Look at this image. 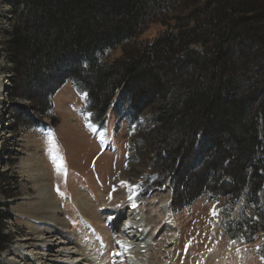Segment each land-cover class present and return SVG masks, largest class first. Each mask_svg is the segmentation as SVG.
Listing matches in <instances>:
<instances>
[{"label": "trees", "instance_id": "1", "mask_svg": "<svg viewBox=\"0 0 264 264\" xmlns=\"http://www.w3.org/2000/svg\"><path fill=\"white\" fill-rule=\"evenodd\" d=\"M20 13L5 48L29 99L49 98L70 79L103 129L122 95L133 114L153 122V174L173 181L175 211L208 193L234 207L248 191V202L261 206L264 0H23ZM151 23L165 27L153 42L112 64L99 61ZM255 214L259 232L264 209ZM9 241L0 231V252Z\"/></svg>", "mask_w": 264, "mask_h": 264}, {"label": "rangeland", "instance_id": "2", "mask_svg": "<svg viewBox=\"0 0 264 264\" xmlns=\"http://www.w3.org/2000/svg\"><path fill=\"white\" fill-rule=\"evenodd\" d=\"M22 1L0 0V231L10 240L0 264H134L135 253L146 259L136 264H264V230L256 231L261 218L255 214L264 209L263 193L259 208L248 202L246 191L234 207L208 193L175 211L173 181L153 174L148 113L133 114L121 95L98 129L86 112L87 95L70 79L49 98L42 92L27 97L24 73L5 48L21 21ZM164 31L151 23L97 57L112 64ZM261 130L264 142L263 125ZM39 176L58 212L42 221L22 218L23 210L43 199Z\"/></svg>", "mask_w": 264, "mask_h": 264}, {"label": "bare ground", "instance_id": "3", "mask_svg": "<svg viewBox=\"0 0 264 264\" xmlns=\"http://www.w3.org/2000/svg\"><path fill=\"white\" fill-rule=\"evenodd\" d=\"M4 86V82H0V88ZM39 167V166H38ZM31 172V171H30ZM38 185H39V190H40V193L41 195L43 196L39 203L36 202V204L34 205L35 208H31L30 209H26V210H23L21 212V217L24 218L26 216L28 217H31L32 215L34 216L33 219H36V221H42L45 219V215L48 214V213H53V212H58V207H57V203L56 201L54 200V198L52 197L51 193H50V190H49V186L46 182H44L42 176H39L37 179H36ZM40 196V195H39ZM41 197V196H40ZM81 198V197H80ZM79 200V199H78ZM81 202V201H80ZM79 202V203H80ZM87 202V201H86ZM166 204H168V201H164ZM82 204V203H81ZM80 204V205H81ZM86 208V207H85ZM84 209V208H83ZM166 212V211H165ZM135 215V214H134ZM87 220V219H85ZM133 221H134V225L136 226V229L138 230V232L142 233V221L139 220L138 217H136V215L133 217ZM88 226L92 229L93 227L91 226L90 222H88ZM36 229V228H35ZM86 229H88L86 227ZM90 230V229H89ZM140 236V235H139ZM122 238V237H121ZM17 252V255H22V252L20 249H18ZM131 259V258H129ZM134 261L136 263H145L146 262V259L140 254V253H135L134 254ZM13 264L14 263V260L12 261ZM74 262V261H72ZM133 263V262H132ZM76 264V263H75Z\"/></svg>", "mask_w": 264, "mask_h": 264}, {"label": "snow or ice", "instance_id": "4", "mask_svg": "<svg viewBox=\"0 0 264 264\" xmlns=\"http://www.w3.org/2000/svg\"><path fill=\"white\" fill-rule=\"evenodd\" d=\"M57 191H59L58 189H57ZM62 194V193H61Z\"/></svg>", "mask_w": 264, "mask_h": 264}]
</instances>
